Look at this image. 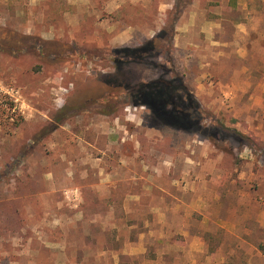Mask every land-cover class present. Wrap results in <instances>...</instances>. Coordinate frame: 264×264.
Listing matches in <instances>:
<instances>
[{"label": "rangeland", "instance_id": "1", "mask_svg": "<svg viewBox=\"0 0 264 264\" xmlns=\"http://www.w3.org/2000/svg\"><path fill=\"white\" fill-rule=\"evenodd\" d=\"M160 1L0 0V264H190L204 200L240 228L264 216V54L243 61L247 76L211 75L203 46H175L194 0H172L162 17ZM153 38L146 59L114 53ZM232 58L218 73L241 66ZM161 77L193 96L186 113L201 130L131 99ZM261 225L242 239L256 244L252 258L223 232L210 246L219 242L222 264H264Z\"/></svg>", "mask_w": 264, "mask_h": 264}, {"label": "crops", "instance_id": "2", "mask_svg": "<svg viewBox=\"0 0 264 264\" xmlns=\"http://www.w3.org/2000/svg\"><path fill=\"white\" fill-rule=\"evenodd\" d=\"M141 1L143 4L146 2V0ZM172 8V0H161L158 4L159 15L161 17L164 16ZM159 21L163 24L162 20L159 19ZM175 23V46L180 49L193 47L195 51H198L199 47L203 46L204 55L199 60L205 64L204 66L207 65L211 75H215L214 73L217 71L218 76L231 75L230 78L247 76L246 72H249L242 65L243 61L246 58H251L257 51L264 54V0H203L201 7L198 5L197 0H194ZM191 56H186L185 60H191ZM231 57L241 62V66L234 69L224 65L225 69H229L227 71L231 74L218 73L217 68L219 69V66H217V63L222 62V60L229 62ZM251 60L256 61V58H251ZM257 60H261L260 63H263L260 70H264V57H259ZM258 122L259 120L256 118L252 119L251 122L252 127L257 131L259 130L257 127ZM255 135L264 147V137H260L257 133ZM206 157L211 160L212 151L209 150ZM248 169V173L251 174L249 180L257 178L253 174L252 167H248ZM215 171L218 173L217 170ZM188 188L189 192L193 189L189 186ZM212 188L211 185L206 190V193H209L211 198L214 193ZM192 192L194 197H197L194 189ZM204 202L205 211L200 220V226L203 229L191 234V240L188 243L189 254L192 259L190 264H201L202 258L203 264H222L224 262L223 257H220V251L217 250L219 242H213L215 244V249L213 250L214 247L210 246L211 243L208 240L210 238H219L222 232L235 237L236 240L240 239L239 247L245 246L244 249H249L251 258L254 255H259L255 243L242 239L252 236L254 231L258 232L260 226L262 227L261 222L264 216H261L259 212L255 215L252 213L251 217L245 216L244 221L246 223L239 222L241 224L240 228L233 221L227 224L216 213L215 206L217 204L215 205L207 200H204ZM249 205L258 207V203L252 199V196L249 199ZM174 206L179 205L174 204ZM155 221L166 223L169 218L166 213L159 212L155 214ZM162 227L165 228V225H162ZM228 248L230 249L231 247L229 246ZM246 254L248 255L249 253L247 252ZM249 259L247 258V264H251Z\"/></svg>", "mask_w": 264, "mask_h": 264}, {"label": "trees", "instance_id": "3", "mask_svg": "<svg viewBox=\"0 0 264 264\" xmlns=\"http://www.w3.org/2000/svg\"><path fill=\"white\" fill-rule=\"evenodd\" d=\"M154 40L153 38L147 41L139 48L115 50L114 53L137 62L141 58L146 59L151 54L156 46ZM127 89H129V86H127ZM129 93L132 100L141 97V101L136 105L149 107L157 117L166 118L167 120L169 118L172 122H176V124L186 129L201 130L199 125L201 119L186 113V110H193L197 106L196 101L180 82L175 83L174 80L161 77L148 83L137 84ZM165 110H169L170 113Z\"/></svg>", "mask_w": 264, "mask_h": 264}]
</instances>
